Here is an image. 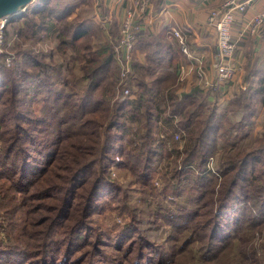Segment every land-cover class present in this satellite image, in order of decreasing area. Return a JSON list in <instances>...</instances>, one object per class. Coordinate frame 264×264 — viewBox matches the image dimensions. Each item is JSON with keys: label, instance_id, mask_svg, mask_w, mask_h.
<instances>
[{"label": "trees", "instance_id": "trees-1", "mask_svg": "<svg viewBox=\"0 0 264 264\" xmlns=\"http://www.w3.org/2000/svg\"><path fill=\"white\" fill-rule=\"evenodd\" d=\"M89 4L34 0L8 21L18 24V35L28 32L39 42L68 46L85 84L77 83L76 74L59 78L61 65L29 52L17 58L16 75L9 80L12 73L0 57L2 110L15 103L14 122L0 116V139L7 140L0 146V264H71V252L79 251L84 233L85 247L101 253V246L108 247L102 243L105 234L98 233L91 243V218L103 207L123 203L121 187L110 179L112 169L134 178L140 194L134 203L146 205L137 210L125 197L118 212L132 219L148 213L147 219H130L117 236L108 237L120 254L113 257L115 264H264V235L257 247L250 245L257 232H264V124L256 145L238 142L248 136L243 130L264 104L262 84L242 92V100L232 97L224 103L219 93L197 86L180 92L176 63L164 65L160 45L138 33L143 59H133L128 81L119 85L113 50L118 33L83 16ZM170 55L174 60L180 56L175 49ZM124 87L131 95L121 101L115 94ZM6 93L15 99L3 102ZM38 101L41 117L31 109ZM20 122L32 127L27 132ZM46 133L50 140L43 139ZM211 156L218 158L217 175L206 169ZM169 195L177 200L171 205ZM139 226L177 236L166 235L164 242L182 241L162 255L149 242L162 234L149 238ZM202 240L204 247L196 245ZM84 260L80 256L77 262Z\"/></svg>", "mask_w": 264, "mask_h": 264}, {"label": "crops", "instance_id": "crops-1", "mask_svg": "<svg viewBox=\"0 0 264 264\" xmlns=\"http://www.w3.org/2000/svg\"><path fill=\"white\" fill-rule=\"evenodd\" d=\"M245 1L248 2L246 11L234 15L230 29L232 41L235 43L234 57L240 60L242 72L239 80L235 82L238 85L231 84L227 88L223 86L218 89L219 97L225 102L232 97L238 99V94H242L250 86L262 84L264 87V26L255 34H250L247 31L251 17L264 9V0ZM222 2L223 0H150V6L140 21V30L137 34L142 33L148 40L160 45L164 65L176 63L178 73L176 83L180 85V92L188 91L192 86H197L204 93L216 92L201 85V81L197 78V72L202 69L208 81L212 82L215 78L214 63L217 55L215 31L207 23V16L212 9L220 6ZM94 5L96 6L91 17L92 20L107 31L111 28L119 36L120 23L126 11L132 8L133 0H95ZM174 30L182 35L191 54L190 59L181 53L178 40L172 34ZM135 45L133 59H138L141 62L143 54L137 45V41ZM153 48H158V46H153ZM172 49L180 54L178 59L171 58ZM200 56L202 57V65L198 66L193 58ZM181 67L187 72L182 73ZM181 77L183 80H180ZM209 99L212 100V97ZM257 112L262 115L264 104L258 105ZM263 120L264 118L260 124L254 125V127L257 126L254 136L262 130ZM253 124L248 127H252Z\"/></svg>", "mask_w": 264, "mask_h": 264}, {"label": "rangeland", "instance_id": "rangeland-1", "mask_svg": "<svg viewBox=\"0 0 264 264\" xmlns=\"http://www.w3.org/2000/svg\"><path fill=\"white\" fill-rule=\"evenodd\" d=\"M94 1L95 0H90V4L85 8V12L83 13V16L92 17V14L94 12V7L96 6V5H94ZM14 17L15 16H11V17H9V19H14ZM17 25L18 24H15L14 26H9L8 22H7L5 27L3 28V38H2L0 57L4 55V57H5L4 60H6V68H7V70H9L8 72L12 73L10 76L7 77V79L12 80L16 75L13 72L12 68L17 63L16 62L17 58L21 57L22 53L29 52L30 55H32L36 59H40L41 61L47 62L48 64L52 63L51 65H54L55 67H58L59 65H61L62 70H61V73L59 75V78L63 77L66 79H70V77H72L73 74H76V78H78L77 83L81 86L85 84L83 81H81V79H79L80 74L74 70L75 63H74V61H72V50L68 46H60L56 40L55 41L54 40H45V41L39 42L38 38H36L35 36L29 38L28 32H26L25 34H22V35H18V32H17L18 26ZM5 42L7 43L6 44L7 47L5 45ZM39 53L43 54L42 59L39 57ZM44 58L46 60H43ZM48 59H50V61H48ZM28 70L32 71L30 74L35 73L31 69H28ZM240 75H241V73H238L232 81L218 85L216 92H219L218 89L220 87H223V86H225L224 88H227L228 85L231 86V84H233L235 86V84H237L235 82H237L239 80L238 78H240ZM4 81H6V80H4ZM11 85H12V83H11ZM120 92H121V90L117 91V93L115 94V97H117L119 94V99H120ZM240 94H238L237 97L239 100H242L243 96H242V94L241 95ZM40 96L41 97L45 96V94H42ZM3 97L5 98V100H3V102L6 103L7 101L10 102L11 98L15 99L16 96H12V93L11 94L6 93ZM120 100L122 101V98ZM222 102L224 103L225 100ZM14 105H15V103L12 104V106L10 108L2 110V107H4V106H2L0 104V116H4L5 118L8 117L11 120H13V122H14L15 110L12 108V107H14ZM40 105H42V104L40 103V101H38V103H34V105L31 106V109H32V111H34L36 117H41L40 114H38V109H40ZM259 115H260L259 112H257V115H255V118L253 119L254 124L252 123L253 124L252 127H248L247 129L243 130V131H247L248 136L245 139H242V141H238V142H241L244 145H247L250 142H252L253 145H256L258 143V141H254V139L256 138L254 136V133H255V130L257 127V126L254 127V125L261 123V120L264 118V112L262 113V115H260V118H259ZM0 123H2L1 120H0ZM20 124L23 125L22 126L23 129H25L27 132L32 127V124L27 125V124H23L21 122H20ZM4 129H6V127H4ZM30 133H31V131H30ZM0 134H1V130H0ZM13 134H15L14 131H13ZM17 136H20V131H18ZM35 137L37 140L41 139V136L39 133H36ZM42 137H44L43 138L44 140L45 139L46 140L51 139L49 133H46ZM5 141H7L6 138L0 139V146H5V144H6ZM239 146H242V145L239 144ZM167 147H169V145ZM209 158L212 159V162L214 163L213 165L217 169L216 164H217L218 158L216 156H211ZM61 173L63 175H65L64 172L61 171ZM63 175H61V176H63ZM58 178H61V177H58ZM112 178L113 179L115 178V180H113V183L117 184V185H119V187H121V192L119 193V195L118 194H116V195H118V198L121 199L123 201V203H125V201L127 200L128 204L135 206L137 208V210H142L144 207H146V205L141 206V204H139L138 201H137V203H134L135 199H137V200L139 199L140 194H138V192H136V190H138V188H139V185H135L133 177L129 176V174H127L123 170L112 169V170H110V179H112ZM151 196H153V194H151ZM168 197H169V200L166 199V203L169 205H171V203L173 201H177L173 196L169 195ZM80 202H82V200H79V203ZM123 203H114L112 205L113 208L114 209L116 208L117 210H111V209H113L111 206L110 207H103V209H101L100 213L94 215L91 218L90 227H91L92 232L94 234V236L92 237L91 243H93V240L95 239L96 235H98V233L103 232L105 234V236L103 238L102 243H104V245H108V247L107 246L106 247L101 246L99 248L101 253L96 254L94 251H92V247H90V246H88V248L85 247V233H84L83 241L81 240L77 244L78 247H80V248H77V249H79V251L76 252L75 250H73L71 252V255H70V260L72 261L71 264H78L77 259H79L80 256H82V257L85 256V260L82 264H94L93 261L96 262L95 264H115V262L118 259L120 254H118L117 252H115L111 249L112 246L110 244L112 242V239H108V237L109 236L110 237L117 236L128 225V223L130 222V219H132L131 215H129L128 213H125V216H123V215H121L123 213L122 210L118 212L119 207ZM166 203H164V204L167 206V210H170L171 209L170 206L167 205ZM143 212L144 211H141L139 214L137 213V217L135 219H132V220L134 222L136 221V223H138V222H140V220L147 219L148 213H143ZM20 224L21 223H19V225ZM240 226H241V224L238 225V227H240ZM139 228L143 229V230L146 229L144 231V234L147 235L149 238L153 237L155 234L158 235V233L162 234V236H160V237L154 236V239L149 240V242L152 243L151 244L152 246H154L156 248L159 247L161 249L159 252L160 253L162 252L163 254H165L167 252L168 246L173 245V244L178 245L182 241V238H181L178 240L179 242H173V241L164 242L166 239V235H169L171 237H177V236L175 235V233H173V234L166 233V230L160 231L157 229V227H154L155 230H153L152 228H150L148 226H142V227L139 226ZM262 230H263V228H262ZM186 234H184V235H186ZM260 234L264 235V232L260 231V232H257L255 234L254 238L250 242L251 246L257 247L259 245V242H260L259 235ZM31 235L32 234H29V236H31ZM261 240H262V237H261ZM136 244L138 245L139 242H137ZM204 244H205V240H202L201 243H197L196 245H199L200 247H202V246L204 247ZM125 245H127V242L123 246H125ZM65 247H66V244L61 243V250H62L61 254L66 253V251L65 252L63 251L65 249ZM102 257H106V259H105L106 261L101 260ZM113 257H116L117 259L114 260ZM0 263H1V259H0Z\"/></svg>", "mask_w": 264, "mask_h": 264}, {"label": "built area", "instance_id": "built-area-1", "mask_svg": "<svg viewBox=\"0 0 264 264\" xmlns=\"http://www.w3.org/2000/svg\"><path fill=\"white\" fill-rule=\"evenodd\" d=\"M247 3L248 2L245 0H223L221 5L212 9L207 16V23L212 26L215 31L217 55L214 63L215 78L212 82L205 78L202 69H199L197 72L198 80L201 81V85L206 89L216 91L218 85L232 81L238 73L242 72V64L240 60L234 57L235 43L232 41L230 29L233 24L234 15L236 13H243L246 11ZM149 6L150 0H133L132 8L126 11L124 18L120 23L119 37L113 48L116 55V62L119 67V85L128 81L129 74L131 73L136 35L140 30L139 24L143 16L146 14V10ZM8 20L9 17L0 19V52L2 46L3 28ZM221 24H224L223 28L220 27ZM263 26L264 9L251 17L248 23L247 31L250 34H255ZM172 34L178 40L181 53L190 59L191 54L186 47L182 35L175 30L172 31ZM193 60L197 62L198 66L202 65L201 56L193 58ZM181 72L186 73L187 71L181 67ZM180 80H183V78L181 77ZM130 93L131 89L129 87H124L120 92V97L123 100L129 97L131 95ZM174 140H179L178 134L174 136ZM119 161V157H115V164ZM213 164L212 159L209 158L206 169L212 175H217V169ZM155 185L157 186V183H155Z\"/></svg>", "mask_w": 264, "mask_h": 264}, {"label": "water", "instance_id": "water-1", "mask_svg": "<svg viewBox=\"0 0 264 264\" xmlns=\"http://www.w3.org/2000/svg\"><path fill=\"white\" fill-rule=\"evenodd\" d=\"M34 0H0V19L15 16Z\"/></svg>", "mask_w": 264, "mask_h": 264}, {"label": "clouds", "instance_id": "clouds-1", "mask_svg": "<svg viewBox=\"0 0 264 264\" xmlns=\"http://www.w3.org/2000/svg\"><path fill=\"white\" fill-rule=\"evenodd\" d=\"M220 27L223 28L224 27V24H221Z\"/></svg>", "mask_w": 264, "mask_h": 264}]
</instances>
